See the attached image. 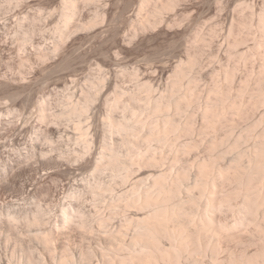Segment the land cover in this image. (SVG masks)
<instances>
[{"label":"rangeland","instance_id":"1","mask_svg":"<svg viewBox=\"0 0 264 264\" xmlns=\"http://www.w3.org/2000/svg\"><path fill=\"white\" fill-rule=\"evenodd\" d=\"M164 114L180 127L167 140L152 134ZM262 131L264 0H0V264H117L153 209L126 201L161 174L182 176V211L209 199L219 232L180 264H264V202L251 211L249 194L264 164L245 175Z\"/></svg>","mask_w":264,"mask_h":264},{"label":"bare ground","instance_id":"2","mask_svg":"<svg viewBox=\"0 0 264 264\" xmlns=\"http://www.w3.org/2000/svg\"><path fill=\"white\" fill-rule=\"evenodd\" d=\"M189 62H191V61H189ZM231 74L233 73V72H230ZM228 74L227 76H225L226 78L229 76H231V74ZM216 91H217V89H216ZM258 97V96H257ZM261 97H262V95H261ZM181 99L183 98V96H181L180 97ZM259 98V97H258ZM261 99V98H260ZM177 101V102H176ZM180 100H175V102L177 103H175L176 104V106L178 105V102H179ZM219 102H221V100H219ZM222 102H224V100L222 101ZM221 102V104L224 106V104ZM224 103H226V102H224ZM220 104V103H219ZM219 104H214V105H218V106H216V107H219V108H217L216 109V107H214L215 108V111L214 110H211V111H213L214 113H213V115L214 116H209L208 115V113H209V109H207V111H206V115H205V112L203 113V115H205V116H207V118L209 119V117H210V123L212 122L211 121V117H214V119H215V121H220V119H222V118H224L225 117V115H227V114H225V112L227 113V111H225V108H226V110H227V108L229 107H227V105H228V103L227 104H225V108L223 107V106H221V104L219 105ZM230 105V104H229ZM162 105H158V107L156 108V109H158V110H160L161 111V109H162V107H161ZM234 107V106H233ZM237 107V106H236ZM164 108V107H163ZM207 108H209V107H207ZM213 108V107H212ZM211 108V109H212ZM213 108V109H214ZM75 109H82V107H79V108H75ZM238 110H240L239 108H237ZM157 110V111H158ZM205 111V110H204ZM225 114V115H224ZM172 116V115H171ZM171 116H169L168 114L166 115V114H164V115H162L160 118H162V121H161V123L162 124H160L159 122L157 123L159 126L157 127H155V130L152 132V134L154 135V134H157L156 135V137L159 135V136H161L163 139H165L166 138V140H167V138H168V135H170L171 133L170 132H172V131H174V129L175 130H177L176 129V122H175V120L173 119V116L171 117ZM204 118V117H203ZM227 118V117H226ZM225 118V119H226ZM206 119V118H205ZM224 119V120H225ZM161 119H159V121H160ZM213 120V119H212ZM206 121H208V120H204V123H207ZM222 121V120H221ZM109 123H110V127L111 128H117V126H116V124L113 122V120H109ZM189 123H191L189 120H187V121H185V123H183V125L185 124L186 125V127L187 126H189ZM209 123V122H208ZM217 123H219V122H217ZM156 124V125H157ZM176 124V125H175ZM202 124H203V122H202ZM220 124V123H219ZM204 125V124H203ZM209 125V124H208ZM210 125H212V124H210ZM209 125V126H210ZM178 126V125H177ZM200 126V125H199ZM205 126H207V125H205ZM214 126V125H213ZM216 126V125H215ZM180 127L178 126V129H179ZM188 128V127H187ZM190 128H191V126H190ZM207 128H208V126H207ZM212 128V127H211ZM153 129V128H152ZM184 129L186 130V128L184 127ZM202 129V128H201ZM125 131H126V129H124ZM181 130V129H180ZM187 130H189V129H187ZM191 130V129H190ZM200 130V129H199ZM152 131V130H151ZM127 132V131H126ZM179 132V131H178ZM264 131H262V133H263ZM170 133V134H169ZM175 133V132H174ZM173 132H172V134H174ZM176 133H177V131H176ZM260 134V135H263V134ZM128 134V133H127ZM151 134V135H152ZM171 134V135H172ZM158 136V137H159ZM130 137H131V135H130ZM149 137H151L150 135H149ZM160 137V138H161ZM133 138V137H132ZM132 138H130V143H131V139ZM135 138V137H134ZM137 138V137H136ZM135 138V139H136ZM155 138V137H154ZM159 138V139H160ZM128 139V138H127ZM135 139H133V141L135 140ZM137 140V139H136ZM161 140V139H160ZM164 142H167V141H165V140H163ZM136 142V141H135ZM260 142V141H259ZM256 145V144H255ZM254 145V146H255ZM258 145H261V143L260 144H258ZM259 147V146H258ZM256 148V147H255ZM254 154V153H253ZM161 155V154H160ZM264 136H263V139H262V145H261V148L260 149H258V151H257V154L253 157V159H252V162H250L249 164H251V165H249L247 168H248V170H247V172L245 173V175L247 174V178H248V180H247V183H248V181L249 180H252V182H253V179H251V178H254V177H258L257 179H259V177L261 176V174H260V172H262V166H263V162H264V160H262L264 157ZM155 157V156H154ZM156 157H158V156H156ZM155 157V159L157 160V158ZM160 157H162V156H160ZM153 159V157L151 158V160ZM116 160H117V154H110V157H109V162L111 163V164H114V163H116ZM154 160V159H153ZM159 160V159H158ZM160 160H161V158H160ZM249 160V159H248ZM251 161V160H250ZM117 162H118V160H117ZM155 162V161H154ZM249 162V161H248ZM209 162H201L200 164H199V167H200V170H199V173H200V171H201V173H203V175H205V177L202 175V174H200V176H203L205 179H209L208 177H207V174H209V164H208ZM240 162H237V164H239ZM236 164V165H237ZM239 166H240V164H239ZM242 166V165H241ZM238 167V166H237ZM236 167V169H238ZM243 167L244 166H242L241 168L243 169ZM264 167V166H263ZM240 169V168H239ZM241 169V170H242ZM264 169V168H263ZM240 170V171H241ZM261 170V171H260ZM244 171V170H243ZM246 171V170H245ZM208 172V173H207ZM180 173H182V172H180ZM180 173H178L177 172V174H179V175H185L186 174V172H183L182 174H180ZM234 173H237V174H239V172H235L234 171ZM244 173V172H243ZM243 173H241V175H243ZM263 173V172H262ZM176 174V176H178ZM236 174V175H237ZM251 174H255L256 176H253L252 177V175ZM240 175V174H239ZM240 175V176H241ZM244 175V176H245ZM235 176V175H234ZM233 176V177H234ZM238 176V175H237ZM264 176V175H263ZM262 176V177H263ZM236 177V176H235ZM246 177V176H245ZM244 177V178H245ZM171 178H173V176L171 177ZM170 178V179H171ZM175 178V177H174ZM177 178H179V179H181L182 178V176H181V178L180 177H177ZM171 179L172 181L171 182H169V183H167L166 182V179H168V180H170L169 178H166V176L164 175V174H161V175H158V176H156V177H154V180H153V182H151L152 184H150V185H148L146 188L144 187L143 189H144V191H143V189L141 190L142 192L141 193H139L137 196H135V197H133V196H129V198L127 199V201H126V204L128 205V208H129V206L130 207H141V206H143V205H147L148 207L149 206H152V211L150 212V213H146V215H144L143 217H136V218H138V219H136L137 221H138V223L139 222H142V224L141 225H138L137 227H136V225L134 226V227H136L135 229H134V231H132L131 233H132V235H131V233H130V237H128V240H129V245H138L139 246V248L137 247V248H134V250L133 251H129V253H128V251H127V256H126V254H125V256H122V257H119V258H117L118 259V263L117 264H159L160 262H161V264H163L164 262L163 261H174L176 264H180L181 262H180V258L181 257H183V255H189V257H191V256H193V255H195V254H201L202 253V251H203V249L204 248H209V244H211L212 245V247L214 248L215 246H217L216 245V242L214 241L215 239H213V240H209V234L211 233L212 235H214V237H215V235H216V238L218 237L217 235H218V233L219 232H217V230L215 229V224L213 223V218H211L210 216H209V196H208V200H207V202H206V204H205V206H204V208H203V210H202V212L201 211H198V213H195L196 215L197 214H200V215H197V217H195V214L194 213H186L185 211H182V201H177V203H174V198H176V197H178V199H179V194H180V192L182 191V185H180L181 184V181H179V179ZM260 179H261V177H260ZM254 180H256L255 178H254ZM206 182H207V180H205ZM263 181V180H262ZM166 182V183H165ZM204 182V180H203V183H202V179H200V182L199 183H202V187H203V185H207V183H209V182ZM251 182V183H252ZM253 184V183H252ZM262 184V183H261ZM198 185H200V184H198ZM209 185V184H208ZM146 186V185H145ZM246 186H248V185H246ZM256 187H257V185H255ZM262 186V185H261ZM198 187V186H197ZM208 187V186H207ZM207 187H203L204 188V190H207L208 188ZM260 187V186H259ZM258 187V188H259ZM199 188V187H198ZM201 188V187H200ZM255 188V187H254ZM253 189V190H251V188H249L251 191H250V197L252 196L251 194H253L254 193V196L253 197H251V202H252V205H251V207H250V209L252 208V210L251 211H256L259 207V205L260 206H262V204H263V202H264V188L263 187H261V188H263L262 190H260V188L259 189ZM202 189V188H201ZM181 190V191H180ZM203 190V189H202ZM201 190V192L203 193V191ZM209 190V189H208ZM247 191H249V190H247ZM208 192V191H207ZM248 194V195H249ZM136 195V194H135ZM247 198H249L248 196H247ZM177 199V198H176ZM194 199V198H193ZM195 200H197V199H194V200H192L194 203H195ZM205 200V201H206ZM172 201H173V203H172ZM175 202H176V200H175ZM197 203V202H196ZM211 203V202H210ZM196 204H194V206H195ZM204 205V204H203ZM125 207H127V206H125ZM143 208H146V207H144L143 206ZM213 208V207H212ZM261 208V207H260ZM264 208V207H263ZM140 209V208H139ZM139 209H136V210H139ZM146 209H149V208H146ZM150 209V210H151ZM141 210V209H140ZM213 211V210H212ZM259 211V210H258ZM260 211H263V212H261L262 213V217H263V219H264V210H260ZM199 212H201V213H199ZM257 213V212H256ZM259 213V212H258ZM186 216L185 218H187V223L192 227V229H188V227H187V225H186V223L183 221V219H182V217L184 216V215ZM194 214V215H193ZM211 214V213H210ZM260 216V215H259ZM35 218L37 219V221H39L38 220V218H37V216L36 217H34V220L33 221H35ZM255 218H256V215H255ZM255 218H253V220L255 219ZM257 219V218H256ZM259 219V218H258ZM263 219H261V220H263ZM258 221V220H257ZM135 222V220L133 221V219H132V223H134ZM254 223L256 222V221H253ZM264 222V221H263ZM137 223V222H136ZM130 224V223H129ZM221 225V224H220ZM215 226V227H214ZM258 226V225H257ZM257 226H255L256 228H257ZM224 227V226H223ZM259 228V227H258ZM221 229V228H220ZM118 230V229H117ZM117 230L115 231L116 233H117ZM121 230V229H120ZM224 230V228L222 229V231ZM258 230V229H257ZM122 231V230H121ZM219 231V230H218ZM225 231H227V230H225ZM259 231H261V232H263L261 235H263L264 234V226H263V228H260V230ZM258 231V232H259ZM108 233H110V232H108ZM108 233H106V234H108ZM118 233L119 234H114L115 236H113V234L111 235V236H113L112 237V239L114 240V242L116 243L117 242V248H121L122 246H123V242H121L120 241V239L122 238V234H124V233H122V232H120L119 230H118ZM122 233V234H121ZM226 233H228V232H226ZM109 235V234H108ZM221 235V234H220ZM259 235V234H258ZM36 236V238H37V236H38V239H40V242H42V244H47L48 245V243L50 242L51 243V236L48 234V233H40V235H38V234H36L35 235ZM107 238H108V236H106ZM163 237H167V239L170 241L169 242V246H164L162 243H161V239L163 238ZM213 236H211V238H212ZM213 237V238H214ZM260 238H261V236H259ZM6 238H9V235L8 234H6ZM118 238H119V240H118ZM263 238H264V235H263ZM125 239L127 240V238L125 237ZM124 238H123V240H125ZM109 240H111V239H109ZM116 240V241H115ZM122 240V239H121ZM122 240V241H123ZM112 242V241H111ZM49 243V244H50ZM112 244H113V242H112ZM127 244V243H126ZM126 244H124V245H126ZM116 245H115V247H116ZM210 245V246H211ZM113 246V245H112ZM263 246V245H262ZM117 248H115L116 250H117ZM125 248V247H124ZM127 248H128V245H127ZM126 248V249H127ZM211 248V247H210ZM212 248V249H213ZM217 248V247H216ZM129 250V249H128ZM218 250V249H217ZM109 252V251H108ZM116 252V251H115ZM120 253V252H119ZM67 254V253H66ZM109 254V253H108ZM91 255V254H90ZM102 255H103V253H102ZM198 256V255H197ZM232 256V255H231ZM70 257H71V255H70ZM115 257V256H114ZM194 257V256H193ZM196 258V257H195ZM194 258V259H195ZM230 258V257H229ZM61 260V263H63V264H69L70 262H69V260L70 259H68V257L67 256H64L63 258H60ZM109 259V258H108ZM113 259V258H112ZM116 259V258H115ZM115 259H113V260H115ZM198 259V258H197ZM219 259V258H218ZM27 260H29V259H27ZM113 260H111V261H113ZM229 260V259H228ZM72 261V260H71ZM212 261V260H211ZM233 261V260H232ZM231 261V262H232ZM129 262H132V263H129ZM163 262V263H162ZM230 262V261H229ZM32 263V262H31ZM73 263V262H72ZM71 263V264H72ZM112 263V262H111ZM237 263V262H236ZM30 264V263H29ZM114 264H115V262H114ZM214 264H216V261H215V263ZM217 264H220V263H217ZM250 264V263H249ZM251 264H253V263H251ZM255 264H257V263H255Z\"/></svg>","mask_w":264,"mask_h":264}]
</instances>
